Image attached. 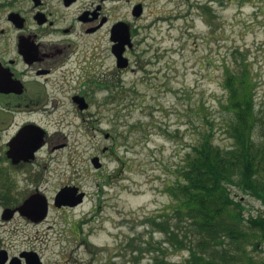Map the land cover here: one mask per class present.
<instances>
[{"label":"rangeland","instance_id":"374dc122","mask_svg":"<svg viewBox=\"0 0 264 264\" xmlns=\"http://www.w3.org/2000/svg\"><path fill=\"white\" fill-rule=\"evenodd\" d=\"M202 4L208 8H198ZM139 22L144 26L129 67L91 94L88 110H77L61 92L54 94L49 113L16 117L38 121L47 143L36 161L39 184L28 175L11 178V192L28 195L36 186L49 209L40 225L21 219L23 233L11 245H35L43 264H146L154 255L184 259L187 252L167 248L163 232L148 219L176 222L166 187L209 123L215 144L230 145L223 81L234 55H245L256 105L264 110V0H156L155 14ZM111 65L109 56V70ZM94 154L101 159L99 169L90 162ZM64 184L86 192L80 204L53 205ZM242 203L243 216L264 217L259 200L243 195ZM224 246L235 251L229 238ZM255 253L263 256L264 237Z\"/></svg>","mask_w":264,"mask_h":264},{"label":"flooded vegetation","instance_id":"af4514ba","mask_svg":"<svg viewBox=\"0 0 264 264\" xmlns=\"http://www.w3.org/2000/svg\"><path fill=\"white\" fill-rule=\"evenodd\" d=\"M155 2L0 0V264H29L26 252L30 251L42 258L35 245L15 249L11 241H19L23 233L21 219L32 226L40 225L49 209L36 186L28 195L11 192V178L18 181L28 175L30 181L39 184L41 172L36 161L47 143V132L38 121L26 118L18 122L17 115L49 113L57 102L54 94L61 92L69 94L77 110H88L91 94L105 89L108 77L118 80L129 67L118 66L113 47L127 32L130 44H125L122 54L130 64L129 54L137 50L144 26L139 21L144 15L155 14ZM27 125L32 126L27 132L31 142L37 131L43 132L41 140L32 142L30 151L21 145V132ZM72 185L64 184L57 192ZM54 198L55 207L70 206H56ZM28 199L32 209H38L39 201L45 199L44 217L37 212H21Z\"/></svg>","mask_w":264,"mask_h":264},{"label":"trees","instance_id":"16d2710c","mask_svg":"<svg viewBox=\"0 0 264 264\" xmlns=\"http://www.w3.org/2000/svg\"><path fill=\"white\" fill-rule=\"evenodd\" d=\"M245 59L241 53L234 55L233 67L224 70V122L230 145L215 144L209 123L189 145L174 181L166 187L176 222L148 219L163 232L167 248L184 250L187 256L171 260L154 255L146 264H264V254L255 253L264 237V217L243 216V195L264 204V110L256 105L255 81ZM225 238L235 251L224 246Z\"/></svg>","mask_w":264,"mask_h":264},{"label":"water","instance_id":"95a60500","mask_svg":"<svg viewBox=\"0 0 264 264\" xmlns=\"http://www.w3.org/2000/svg\"><path fill=\"white\" fill-rule=\"evenodd\" d=\"M126 32V30L124 31ZM125 44H130L129 42V37H128V34L126 32V35H124L123 38H120L118 43L114 45L113 47V52H114V56L116 57L117 59V64L118 66L120 67H126V65H128V60L126 57L123 56V49H124V46ZM81 108H84L85 105H80ZM29 130H32V126H25L23 129H22V134L24 135V140L22 141L21 145H22V148H26L27 151H30L32 150L31 149V145L33 144L32 142H35V141H38L39 139L41 140V138L43 137V132H41L42 130L36 132V137H35V140H33L32 142L30 141V139L28 138V133ZM105 137H108V134H105ZM18 141V144L20 143L21 141V136L18 137L17 139ZM91 163L93 164V166L95 168H99L101 166V162L99 160V157L98 156H94L91 158ZM75 192H77V188L76 187H63L61 188L57 193H56V196L54 198V204L56 206H61V205H65V204H68V205H71L73 206L74 205H77L79 203L82 202L83 200V195H84V192H79L77 194H75ZM29 201L30 199L26 200L23 205H21L20 207V210L21 212H23L24 214H29V213H32V212H37V214H39L40 218L44 217V214L46 213V201L45 199H41V201H39V206H38V209H32L29 205ZM26 256L27 258H29V264H43L41 259L38 257L37 253L36 252H26Z\"/></svg>","mask_w":264,"mask_h":264}]
</instances>
